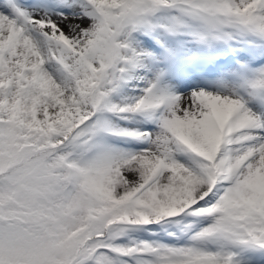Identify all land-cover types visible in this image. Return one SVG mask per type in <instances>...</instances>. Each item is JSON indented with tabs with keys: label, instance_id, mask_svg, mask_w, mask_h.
Masks as SVG:
<instances>
[{
	"label": "snow or ice",
	"instance_id": "1",
	"mask_svg": "<svg viewBox=\"0 0 264 264\" xmlns=\"http://www.w3.org/2000/svg\"><path fill=\"white\" fill-rule=\"evenodd\" d=\"M0 264H264V0H0Z\"/></svg>",
	"mask_w": 264,
	"mask_h": 264
}]
</instances>
